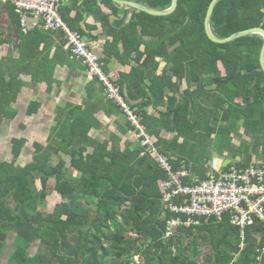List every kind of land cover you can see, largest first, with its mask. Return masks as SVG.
<instances>
[{"label":"trees","instance_id":"trees-1","mask_svg":"<svg viewBox=\"0 0 264 264\" xmlns=\"http://www.w3.org/2000/svg\"><path fill=\"white\" fill-rule=\"evenodd\" d=\"M212 1L179 0L169 16L133 9L128 24L121 20L110 27L113 42L106 43L100 58L108 74L113 58L131 65L130 72H120L114 81L174 171L189 172L184 179L188 185L216 173L209 165L216 154L229 160L223 171L248 168L255 156L264 160V39L252 35L227 44L212 42L205 31ZM136 2L153 9L172 6V0ZM102 3L117 13L112 0ZM89 5L101 12L98 0H86L85 7ZM72 10L61 8L62 17L85 36L82 17L72 19ZM103 19L109 21L108 16ZM7 24L20 43L18 57L13 50L0 57V126L17 118L15 105L25 88L42 82L51 87L56 67L34 41L39 29L24 34L16 7L0 0V47L8 43ZM211 26L219 38L264 29V0H220ZM40 108L41 103L31 101L26 115L32 117ZM94 113L88 104L59 107L46 143L34 141L24 166L18 163L29 139H11L12 158L0 161V258L14 233L8 264H264L260 221L245 229L244 247L241 229L228 216L222 222L179 227L174 237L164 239L168 220L175 218L161 201L166 172L152 156H141L139 139V145L127 143L125 148L116 134L95 139L91 133L100 123ZM51 181L61 201L46 212L40 208ZM32 248H37L34 255Z\"/></svg>","mask_w":264,"mask_h":264},{"label":"built area","instance_id":"built-area-1","mask_svg":"<svg viewBox=\"0 0 264 264\" xmlns=\"http://www.w3.org/2000/svg\"><path fill=\"white\" fill-rule=\"evenodd\" d=\"M7 1L19 12L24 34L39 27L63 33L72 57L87 67L89 80L102 85L108 100L120 106L134 128L142 148L141 156H152L166 172L167 179L160 184L161 201L165 212L174 214L175 218L168 220L164 239L174 237L179 227H198L203 220L211 219L222 222L228 216L230 223L241 229V247H244L245 229L256 221L264 225V162L253 163L248 168L232 167L228 171L215 169L216 173H211L209 178L197 184H185L188 172L174 171L169 157L159 152L141 117L127 103L113 77L104 70L97 47L63 19L60 0H3Z\"/></svg>","mask_w":264,"mask_h":264},{"label":"crops","instance_id":"crops-1","mask_svg":"<svg viewBox=\"0 0 264 264\" xmlns=\"http://www.w3.org/2000/svg\"><path fill=\"white\" fill-rule=\"evenodd\" d=\"M85 1L86 0H60V3L61 8H73L70 13L72 19L81 15L82 18L79 21V25L85 32V36H82L86 41L94 43L100 58H102L104 57L103 51L106 43L113 42V37L108 35L110 27L117 26V22L121 20H124L125 24H128L133 18L134 11L133 8L120 6L112 0L113 3L117 5V13H115L112 8L103 4L102 0H98V7H100L101 12H97V8L93 5L85 7ZM126 1L136 2V0ZM103 16H108L109 21L104 20ZM8 27V24L4 25L8 43L0 47V57L5 56L10 50H13L15 57H18V46L20 41L16 37L15 30L11 31ZM37 29H39L42 34H37V38L34 39V41L36 44H39L40 50H44V57H46V59L56 62L54 73L55 81L52 83L51 87H49L46 82H42L25 88L18 104L15 105L16 109L19 111L17 118L14 121L6 122L0 126V130H3L2 127L4 126L6 129L11 128L17 131L19 129L37 135L40 134L43 138H36L33 141H31L27 135L20 136L27 137L29 139L28 145L31 144V146L34 141L46 143L50 132L54 128L59 107L68 103L75 106H84L88 104L95 110L94 117L100 123V127L95 128L91 133L95 139L104 141L108 136L116 134L122 140L120 144L122 148H125L127 143L139 145L138 137L133 128H131L127 118L123 113L118 112V110L112 106L104 90H102L103 87L101 88L102 85L99 82L90 81L87 67L79 59L69 54L70 49L67 44L65 45L66 40L63 33L48 31L42 27ZM32 31H36V29ZM47 33L50 34V36H45ZM144 40L146 43H150L151 41L149 37H145ZM118 48L120 52H123L122 44H119ZM142 50H144V46ZM164 66V63H162L161 69H163ZM108 68L110 70L109 74L114 80H117L120 72H130L131 65H123L117 59L113 58ZM23 78L26 82H31L30 76H24ZM135 86L138 87L137 85ZM88 89H91L90 94L88 93ZM31 101L41 103V108L39 113L32 117H28L26 115V110ZM164 136L172 138L173 134L164 133ZM259 162H264V160L261 157L255 156L253 163ZM210 167L214 169L211 165Z\"/></svg>","mask_w":264,"mask_h":264},{"label":"rangeland","instance_id":"rangeland-1","mask_svg":"<svg viewBox=\"0 0 264 264\" xmlns=\"http://www.w3.org/2000/svg\"><path fill=\"white\" fill-rule=\"evenodd\" d=\"M3 130H0V143L2 144V149L0 152V161L4 160V159H11L12 158V154H11V139L15 136H20V135H27V137L33 141L36 138L37 139H41L43 137H41L40 134H35V133H30L28 131H23V130H15V129H11L8 128L6 129L4 126L2 127ZM30 133V134H28ZM35 134V135H33ZM33 135V136H32ZM248 140V138H245ZM241 141V139L239 137H235V142L236 144H239ZM33 153V148L30 145H28L27 148H25V153L24 156L21 158V160L19 161V166H24L27 165L30 160H31V155ZM229 163L228 159H225L222 156L219 155H215L214 159L211 161V163L209 165H211L214 169L217 170H222V168L227 165ZM40 186V185H39ZM53 186H54V182L51 181L50 185H49V190H50V195L47 198V202L41 204V210L42 211H46V212H50L52 211L53 207L55 206V204H57L58 202L61 201V198L59 195H57L55 192H53ZM14 243H16V234L12 233L8 236V250L6 251V255L3 258H0V264H8L7 259L9 257V255L11 254L13 248H14ZM37 251V248H32L29 253L30 255H34L35 252ZM136 260H138V257H136ZM114 264H117V262H113Z\"/></svg>","mask_w":264,"mask_h":264},{"label":"water","instance_id":"water-1","mask_svg":"<svg viewBox=\"0 0 264 264\" xmlns=\"http://www.w3.org/2000/svg\"><path fill=\"white\" fill-rule=\"evenodd\" d=\"M114 1H115V3H117L120 6L133 8V9H136V10L141 11V12H145V13H147L149 15H153V16H169L177 10L178 5H179V0H172V6L170 8L162 10V9H153V8H150L146 5L136 3V2H132V1H126V0H114ZM219 2H220V0H213L212 1V3L209 6V9H208V12L206 15V19H205V31H206L208 38L212 42H214L216 44H227V43L236 41L240 38H244V37L252 36V35H260L264 39V29L261 27L243 30V31L235 33V34H233L227 38H219V37L215 36L213 31H212L211 22H212V17H213L215 8ZM260 63H261V68L264 72V44H263L261 54H260Z\"/></svg>","mask_w":264,"mask_h":264}]
</instances>
